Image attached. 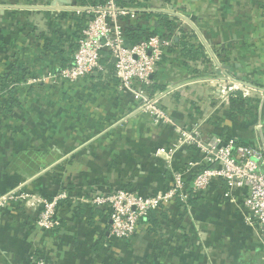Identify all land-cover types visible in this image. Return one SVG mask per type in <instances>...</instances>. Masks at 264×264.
<instances>
[{
    "label": "crops",
    "instance_id": "crops-1",
    "mask_svg": "<svg viewBox=\"0 0 264 264\" xmlns=\"http://www.w3.org/2000/svg\"><path fill=\"white\" fill-rule=\"evenodd\" d=\"M167 3L192 21L185 31L213 51L228 75L264 86V0ZM91 5L0 0V86L9 81L0 89V196L24 186L45 198L68 197L57 208L60 227L54 232L37 228L40 205L0 210V264H264L261 231L246 223V192L235 189L229 200L223 181L191 194L187 203L177 198L162 207L155 225L143 220L125 241L111 235L108 207L83 201L121 188L141 196L160 193L172 187L173 170L202 158L192 147L180 148L171 161L155 155L173 148L178 135L172 125L155 126L149 116L134 113L137 105L120 91L108 56L104 70L88 79H50L70 64L83 25L78 11ZM159 27L150 17L142 29L168 36ZM175 32L178 42L183 34ZM220 78L212 65L190 61L174 44L150 94L168 93L163 106L177 125H200L207 137L230 127L240 143L251 145V129L230 118V86ZM261 118L258 105L256 121ZM203 169L191 167L187 181Z\"/></svg>",
    "mask_w": 264,
    "mask_h": 264
},
{
    "label": "built area",
    "instance_id": "built-area-1",
    "mask_svg": "<svg viewBox=\"0 0 264 264\" xmlns=\"http://www.w3.org/2000/svg\"><path fill=\"white\" fill-rule=\"evenodd\" d=\"M118 0H102L78 11L86 15V23L77 40L70 64L50 75L56 82L71 83L88 79L104 70L106 56L114 60V76L119 80V89L132 95L136 103L134 113L149 116L155 126L172 125L178 135L177 144L168 150L159 148L157 157L171 161L183 147H192L199 152V163H191L189 169L174 171L173 185L160 193L141 196L132 190L118 189L106 196H94L83 201L91 206L108 207L111 211V235L121 241L130 240L138 233L139 225L152 212L159 211L179 198L187 203L191 194L200 195L216 182H225V198L232 200L235 189L245 190L242 205L248 212L246 223L258 227L264 240V119L254 122L249 129L254 142L240 143L236 136L225 140L220 136L207 137L200 125L185 129L177 125L167 114L163 99L167 92L150 94L153 78L158 73L162 60L173 46V38L149 35L138 43L130 42L124 33V20L132 28H143L149 21L148 14H163L177 20L175 34L192 27V21L167 3V0H140L135 5H122ZM150 33V32H147ZM178 37V35H177ZM199 44V43H198ZM202 47L203 45L200 44ZM206 63L220 72V81L230 86V94L240 91L259 101V110L264 115V86L238 80L228 75L212 50L204 47ZM172 89L170 92H173ZM205 167L193 181L187 176L191 167ZM65 193L52 198L26 192L24 186L0 196V210L12 205H40L36 226L42 231L54 232L60 222L56 211L60 202L67 199ZM35 264H44L41 261Z\"/></svg>",
    "mask_w": 264,
    "mask_h": 264
},
{
    "label": "trees",
    "instance_id": "trees-1",
    "mask_svg": "<svg viewBox=\"0 0 264 264\" xmlns=\"http://www.w3.org/2000/svg\"><path fill=\"white\" fill-rule=\"evenodd\" d=\"M92 3L99 4L102 2V0H91ZM150 1V0H145ZM119 4L124 5L123 0L117 1ZM133 2V1H132ZM137 1L135 0L134 4H136ZM83 19L81 20L82 24L79 30L78 39L81 35V31L84 28V25L86 23V15L83 14ZM149 18H154L160 23V27L157 28L156 31H159L160 29H165L168 33L167 35L161 36L163 38H171L173 35L174 30L177 28V20L171 19L166 15L163 14H148ZM124 33L126 35V38L133 43H138L141 40H143L145 37L149 35H157L156 32H150L147 33V31H143L142 28H132L127 24V22L124 20ZM183 36L181 37V40L178 42H175L173 39V46L175 44L176 47H179L181 49L182 55L189 59L190 61H206L205 60V54L203 47L196 42L195 36H193L192 32H186L185 30H182L181 32ZM77 46V42H76ZM171 49V48H170ZM109 60V58H108ZM107 61V59H106ZM108 62V61H107ZM111 69H113L114 72V65L110 63ZM0 86L1 90H5L9 86V81H4L1 83ZM259 105V101L255 97H249L248 95L237 91L233 92L229 97V107H230V118L233 122H243V124L247 125L248 128L256 121L257 119V108ZM217 136H220L224 138L225 140H229L230 138H233L232 130H230V127H226L223 129V131L218 134ZM162 209V208H161ZM158 211L152 212L148 218H146L144 221L145 223L149 224L150 226H153L157 223L156 220V214Z\"/></svg>",
    "mask_w": 264,
    "mask_h": 264
},
{
    "label": "water",
    "instance_id": "water-1",
    "mask_svg": "<svg viewBox=\"0 0 264 264\" xmlns=\"http://www.w3.org/2000/svg\"><path fill=\"white\" fill-rule=\"evenodd\" d=\"M125 1H129V0H125ZM113 62H114V60H113Z\"/></svg>",
    "mask_w": 264,
    "mask_h": 264
}]
</instances>
